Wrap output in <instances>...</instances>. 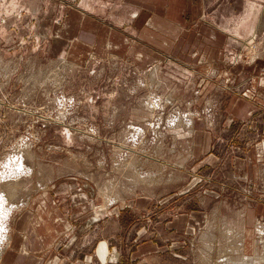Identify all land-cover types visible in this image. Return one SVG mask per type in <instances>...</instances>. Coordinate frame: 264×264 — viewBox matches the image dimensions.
<instances>
[{"label": "rangeland", "instance_id": "374dc122", "mask_svg": "<svg viewBox=\"0 0 264 264\" xmlns=\"http://www.w3.org/2000/svg\"><path fill=\"white\" fill-rule=\"evenodd\" d=\"M263 56L264 0H0V264H264L257 202L224 170L240 130L215 167L194 143L258 92ZM41 214L54 239L24 245Z\"/></svg>", "mask_w": 264, "mask_h": 264}, {"label": "crops", "instance_id": "0c3cea01", "mask_svg": "<svg viewBox=\"0 0 264 264\" xmlns=\"http://www.w3.org/2000/svg\"><path fill=\"white\" fill-rule=\"evenodd\" d=\"M130 1L133 2V0ZM166 1L170 2V0ZM259 18L260 17H257L256 19L259 20ZM208 33L211 36L215 35V33L213 34L211 31ZM69 36L70 38L77 37L76 35L70 34ZM252 36L253 38L256 37L255 34ZM117 37L118 36H115L111 33L109 39H111L113 42H117ZM81 39H78L77 42L73 41L72 47H74L76 44L80 45L82 49H85V46H90L87 51H90L91 48L97 50L99 43H101L103 40V38H101L96 41L95 36L86 33H82ZM211 40H217V38L212 37ZM243 43H245V41ZM256 48L257 47L255 46L254 49ZM73 51L74 50H72V52ZM77 52H81V50ZM82 52H85V50ZM137 53L142 54L148 59H152L153 52L151 50L142 48L138 44H132L131 47L128 48V54L135 56ZM256 62L257 67H260V69L263 70V75H258L259 77L256 82V89L258 92L253 93L252 96L248 95L246 98H238L234 96L228 100L229 102L227 101L225 109L227 123L225 125H219L221 127H218L217 130H215V132L219 133L221 136H216L212 130L208 131L205 126H198L196 131L197 136L194 141L195 149L198 151L199 156H203L201 158L202 163L211 162L214 163L213 167H215L218 164L220 165L223 161V159L220 157V154L218 155L216 152L213 153L211 151V149H213V143L215 139L217 138L218 140H223L227 133L234 134L236 133L237 128L240 130V133L236 135L237 141H235V138L232 141V147L229 148L228 157L224 158V166L226 168L224 170L226 171V176H232L233 180H242L244 182L245 188H247L249 192L248 198L250 199L248 200H251L254 203L257 202L258 206L256 205V207L253 205L250 207V204L246 207V213L244 215L246 219V227H249V225H252L253 227L255 221L256 227H258V225H261L260 227H264L261 221H259L260 216H256V214H260L262 211L264 212V56L258 59ZM236 119L241 120L242 123L246 122V124L235 126L232 123L236 121ZM254 216L256 220L254 219ZM33 220L32 228L31 226H28L27 228L25 227L26 219H23V222L21 220L23 223V225L19 228V230H22L21 233L23 237H21V239L24 241V245H35L44 249L49 244V242L54 239L53 235H56L54 232H56V228H58V221L56 219V221L53 222L51 216L45 217L43 214H41L40 218L35 217ZM14 251L15 250L13 248L9 252ZM12 258L13 257L11 256L6 261H10ZM57 259L58 258L55 259L56 261L54 260L55 262L53 261V264H58ZM2 260L4 261L3 256L1 262ZM37 261L39 264L38 259ZM60 262H62V264H69V259L66 258L64 261L61 260Z\"/></svg>", "mask_w": 264, "mask_h": 264}, {"label": "bare ground", "instance_id": "6f19581e", "mask_svg": "<svg viewBox=\"0 0 264 264\" xmlns=\"http://www.w3.org/2000/svg\"><path fill=\"white\" fill-rule=\"evenodd\" d=\"M250 23H251V22H250ZM253 24H254V23H253ZM247 25H248V24H247ZM248 26H249V25H248ZM248 26H247V27H248ZM252 26H253V25H252ZM250 27H251V26H250ZM250 27H249V28H250ZM251 29H252V28H251ZM251 29H250V30H251ZM250 39H251V41H248L247 43H244V44L250 46V45L255 41V38H253V36H252ZM252 41H253V42H252ZM251 42H252V43H251ZM250 43H251V44H250ZM251 46H252V45H251ZM248 48H249V47H248ZM24 162H25V161H24ZM7 165H8V164H7ZM28 169H29V168H28ZM12 189H13V188H12ZM12 189H11V190H12ZM12 191H14V190H12ZM0 200H1V199H0ZM4 202H5V200H1L0 204H3ZM14 210H15V209H14ZM11 211H12L11 209H7L6 212H8V215H9V213H10ZM8 217H9V216H8ZM9 220H10V219H8V221H9ZM8 221H7V222H8ZM7 222H6V223H7ZM9 223H10V222H9ZM4 225H5V224H4ZM0 229L2 230V229H4V227H3V228H0ZM2 231H3V230H2ZM4 231H5V233H3V234H5V235H4V239L2 238V240H5V238H6V241H5V242H7L11 230H10V229L7 230V228H6ZM4 231H3V232H4ZM0 232H1V231H0ZM6 233H7V234H6ZM0 234H1V233H0ZM1 235H2V234H1ZM261 236H262V235H261ZM0 237H2V236H0ZM262 237H263V236H262ZM9 240H10V239H9ZM9 240H8V241H9ZM0 241H1V239H0ZM0 243H1V242H0ZM8 243H10V242H8ZM3 245H5V244H3ZM9 246H10V245H9ZM5 247H6V246H5ZM7 247H8V246H7ZM2 250H3V249H2ZM3 251H4V250H3ZM3 251L0 253V262H1V259H2L3 254H4ZM253 258H254V257H253ZM248 260H249V259H248ZM250 260H251V259H250Z\"/></svg>", "mask_w": 264, "mask_h": 264}]
</instances>
